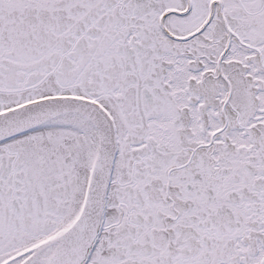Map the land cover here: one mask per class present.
<instances>
[{"label": "snow or ice", "instance_id": "obj_1", "mask_svg": "<svg viewBox=\"0 0 264 264\" xmlns=\"http://www.w3.org/2000/svg\"><path fill=\"white\" fill-rule=\"evenodd\" d=\"M0 264H264V0H0Z\"/></svg>", "mask_w": 264, "mask_h": 264}]
</instances>
